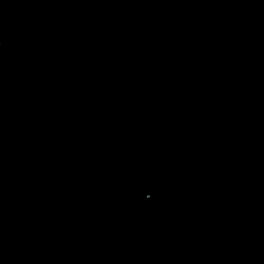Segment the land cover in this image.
Wrapping results in <instances>:
<instances>
[{
    "label": "water",
    "instance_id": "1",
    "mask_svg": "<svg viewBox=\"0 0 264 264\" xmlns=\"http://www.w3.org/2000/svg\"><path fill=\"white\" fill-rule=\"evenodd\" d=\"M0 264H264V0H0Z\"/></svg>",
    "mask_w": 264,
    "mask_h": 264
}]
</instances>
